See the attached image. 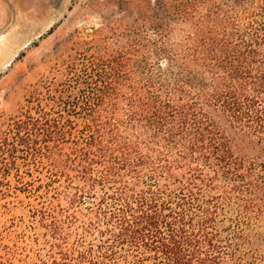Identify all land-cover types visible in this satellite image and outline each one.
Returning a JSON list of instances; mask_svg holds the SVG:
<instances>
[{"label":"trees","instance_id":"obj_1","mask_svg":"<svg viewBox=\"0 0 264 264\" xmlns=\"http://www.w3.org/2000/svg\"><path fill=\"white\" fill-rule=\"evenodd\" d=\"M134 7L0 139V264H264V0Z\"/></svg>","mask_w":264,"mask_h":264},{"label":"rangeland","instance_id":"obj_2","mask_svg":"<svg viewBox=\"0 0 264 264\" xmlns=\"http://www.w3.org/2000/svg\"><path fill=\"white\" fill-rule=\"evenodd\" d=\"M146 0H0V139L15 120L33 112L36 98L54 93L72 66L96 46H120L134 4ZM122 39V40H121ZM74 93V90H72ZM2 160V159H0ZM0 169V235L36 246L22 190ZM24 236V240L22 237ZM1 251V250H0Z\"/></svg>","mask_w":264,"mask_h":264}]
</instances>
